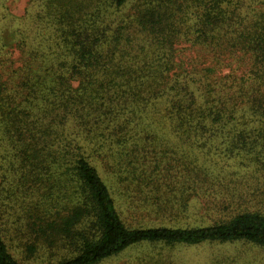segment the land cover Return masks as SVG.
Wrapping results in <instances>:
<instances>
[{"label": "trees", "instance_id": "1", "mask_svg": "<svg viewBox=\"0 0 264 264\" xmlns=\"http://www.w3.org/2000/svg\"><path fill=\"white\" fill-rule=\"evenodd\" d=\"M36 2L0 70V264L264 249V0Z\"/></svg>", "mask_w": 264, "mask_h": 264}, {"label": "rangeland", "instance_id": "2", "mask_svg": "<svg viewBox=\"0 0 264 264\" xmlns=\"http://www.w3.org/2000/svg\"><path fill=\"white\" fill-rule=\"evenodd\" d=\"M32 12H38L36 0H0V70L8 73L6 77L13 71L24 68L29 59L25 55L26 51L19 48V43L23 37L27 41L25 36L30 27ZM27 45L30 48L34 46L28 42ZM14 244L17 246V242ZM160 255L163 257L159 258ZM19 256L22 259L20 254ZM45 259L47 257L25 262L48 264ZM157 261L169 264H264V249L248 244H204L165 249L140 246L103 264H159Z\"/></svg>", "mask_w": 264, "mask_h": 264}]
</instances>
